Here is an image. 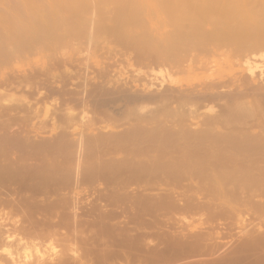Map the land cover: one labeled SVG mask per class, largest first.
<instances>
[{
  "label": "rangeland",
  "instance_id": "374dc122",
  "mask_svg": "<svg viewBox=\"0 0 264 264\" xmlns=\"http://www.w3.org/2000/svg\"><path fill=\"white\" fill-rule=\"evenodd\" d=\"M11 2H13V0H0V13H2L3 10L8 8L7 4ZM85 13H83L82 15L86 16ZM88 14H91L92 16V13L89 12ZM89 16L90 15L86 17ZM143 16L144 15L141 16L140 20H142L143 18L144 20L142 21L143 22L146 21L147 24L146 26H148L146 27L144 25V27H146L149 32H151V30L153 32H151L150 35V33L145 28L146 32L143 33L145 29L143 30V28L136 27L133 33L136 34L141 29L140 31L143 33V35L139 36L140 34L139 32L136 34L137 37L135 38L141 40V38L139 37H143L144 34L147 33L146 35H148L147 37L149 38L147 39V41H145L146 44L152 45L153 43L152 46L157 47V48L153 47V49L161 48L163 42V39L162 42L160 41L161 38L166 37L167 34L165 33L167 32L171 33L172 28L169 27L168 24H166L167 26L164 25L165 23H163L161 19L157 20V18H155L154 20V18H152L150 15H147L146 17V14L145 17ZM107 22L108 21L104 22L105 24L103 26L106 25L108 26L110 22H108V24ZM107 26L104 27L105 31ZM138 26L141 27L140 24ZM160 26L161 28H159ZM77 29L78 27L76 28V30ZM157 29L159 32L157 31ZM76 30L74 33H76L77 35L74 33L71 34H74L75 36L79 37V32L81 30H78V33ZM85 31L86 29L81 31V33L84 35V33H86ZM105 31L102 34L100 33L101 35L96 34L97 36L93 38L94 40L90 39L91 40L90 42L86 41L87 39L85 35L83 37V35L80 34L81 35L80 39H82L80 40L78 38L75 39V36L74 38L70 37L71 36L70 33H67L69 37V38L66 37V39L68 40L65 39L67 42L70 41L73 42L78 39L77 41H75L76 43L75 42L70 43V45L73 46V49L67 46L68 43L65 42V40L63 39L65 38V34H63L62 31H59L60 35H58L59 34L58 31L53 32L54 34L57 33L56 35H58V39L60 36L63 37V38L60 37V39H63L64 40L63 42L67 43L66 46L68 48L65 45H62L63 44L62 41H61L62 44L59 43L60 46H58L59 45L58 41L60 42V40L56 39L57 36H54V34L52 33L51 34L52 36L50 35L51 36L50 40L54 38L52 40L53 41L52 43L54 44V41L56 39L55 42H57L58 44L56 45L55 43V47H53L54 45L51 46L52 49L57 48L56 50L54 49V51L52 50L54 52V54H52V57L47 56L53 53V52H48L50 47L49 45L52 43L49 44L47 42V39L49 40L47 36H45V38H47L46 40L42 36L44 38L45 44L41 39H40L41 43L40 42L38 43L37 40L39 38L37 40H33L34 43L35 42L38 43V45L35 43L36 47H34L37 48V50H38V46L40 50V45L42 44L41 47L43 49L41 48L40 50L42 53H40L39 50L37 51L35 49V52L36 51L39 52L38 54L32 51L31 53L32 55H29L31 49L34 50L33 46L35 45L34 44L32 45L33 41L31 43V40L28 39L27 41L22 40L24 43L22 41H18L19 43L15 41L17 42L19 47L18 48L19 50L17 49L19 52L16 53L17 55L14 54L15 52L11 53L14 45L15 46L13 48V51L17 48L15 42L14 44L11 43L9 44V45H13L11 47L7 46L8 43L7 45L6 44L2 45L3 47L4 46L9 47L8 49L11 50V51L6 50L7 52H10L12 54V55L10 54L9 56L8 53L4 52L6 48L4 47L5 48L4 49L2 48V46H0L1 49H3V51H1L0 49V76L2 73L5 74L8 73L7 75L11 74L10 77L14 75L18 77L15 79L9 77L10 82L8 81L5 84L3 80L0 79V100H1L0 102L3 103L2 105L0 103V113L2 111L1 114L3 115L1 116L0 114V130H2L3 125L5 126L8 125L7 126L8 133L6 132L7 135L13 132L16 133L17 130L16 135L19 136V137L15 136L16 138L8 137L9 139L7 138L6 135L4 136V138L6 137V139L1 138L2 136L0 137V142L1 141L3 142V144L2 142L0 143V151H1L0 154L2 155L0 156L1 157L0 163L2 164V166L0 164L1 166L0 219L10 218L14 220V218L16 219L30 218L29 219L30 221H34L35 219L39 220L42 218H50V220L52 221H57L58 218L64 217L65 218V219L63 218L64 222L65 223L68 222L69 223V224L67 223L68 225H72L69 228V226L63 222V225L65 224L64 228H62L63 225H61V227L60 225L56 226L57 229L54 227L55 230L53 229V231L56 232L57 230L56 233L58 234H54L53 232L52 234L53 237L51 236L50 230L48 231V235L50 233V236L47 237L46 236L47 233L45 234L46 231L44 232L41 229L43 228V226H41V228L39 227L42 233H44V235L40 233L39 235H37V236L41 235L39 238L33 237L34 238L33 239L32 237L31 238L29 237L28 239H24L25 243L21 242L22 244L19 243L20 244L19 245L18 243L16 244L15 242L13 244V247L10 250L12 256L14 255L13 256L14 261L16 260L17 263L19 262L21 263L32 260L31 262L33 263L37 262L36 264H38L39 262L41 264L42 262H45L47 260L48 261L46 263L56 261L59 264H68V263L69 264H264V147H262L264 145L263 144L264 136H261L263 134V133L261 134V132H264V125H263L264 113H261L262 115L261 117H263L262 124L260 119L261 117L259 116L260 118H258V116H256L257 114H255L256 113L255 110L253 112V115L252 112L251 113L243 112L245 116L243 117V119L240 120H244V118L245 120L243 122L240 121V124L238 121L239 119L238 118L235 119V121L237 120L238 123L237 122L235 123L234 121V126H237L238 124L237 128H240V130L238 129V131L239 133L243 132L242 134L244 136L240 134L241 135L240 137L238 135V132L234 131V129L237 130V128L233 127L232 124L233 122L231 123V125H229L230 128L232 127L231 130H233L232 132L233 135L235 136V138H233L234 140L239 137L240 138L244 137L246 138V140L252 138L251 141L249 140L250 142H252V144H250L249 141H247L248 143L245 142L244 138H243L244 140L239 139L237 144L238 143L240 144L244 141L245 143L243 142L242 143L243 145L240 144V146L242 145L244 147H249L248 144L252 146L253 142L255 141L254 144L259 143L258 146L262 145L260 147L261 149L259 148V151H258V147L256 146L257 152H259L260 154L255 152V154L253 153L254 154L253 156L252 153L251 154L238 153L236 155H234L235 154L234 153L233 156L232 154L226 153L227 155L222 154V155H217L216 157L200 155L204 158L202 157L200 158L199 154L198 155L195 154L196 156L193 155L187 150L189 149L190 143H186V142L192 139L190 141L191 142L190 146L191 148L194 147L197 144V142L196 144H193L196 140L194 137H189L188 140L186 139L187 138L186 137L184 138L186 141L185 140L182 141L183 137L180 136L179 134L178 135L170 134L171 131L175 132V130L177 131V129L180 130L179 128H182L183 122L180 123L181 125L177 123L179 124V126L175 123L174 127H171L172 125L168 123L167 121L168 119L164 120L165 116L167 115L166 113H169L168 111L170 110L172 111V109L170 108H174V106H176V108H174L173 110L177 109L178 113L181 110L180 111L181 115L187 111L186 115L185 113L183 114L184 117L187 118V116L190 117L189 115H191L190 118H187L188 120L185 119L186 121L183 124L187 122L188 128L190 127L192 128L195 127L194 121L196 120V118H198L199 115L201 117V114L204 113L205 110L204 105L202 106L201 104L200 106H195L194 103H192L194 100L192 101L191 99L188 98L185 99L184 97H180V96H179L180 98H178V96H175L172 97L173 99H171V97L167 95L168 97L167 98L165 95V92H167L168 90L170 92L172 90H175V92L172 91L174 93L181 92V94H186L188 87H186L185 83L192 76L191 73L192 70H189L187 68L188 63H185L186 61L185 62L177 61L178 63H176L177 57L176 56H175L176 58L171 57L172 61L175 58L173 62H175L176 65L177 64L179 65V63L180 64L182 63L184 65V67H180V68L177 65L178 69H175L176 65L175 63L172 64V61H169L170 58L159 57L160 58L159 59L157 57H154V55L158 56L155 53L154 55H150L153 54V52L151 53L149 52L150 53L148 55L149 59L147 60L146 58L148 57L144 55L145 53L142 54L145 57L141 56V54L135 51L136 50L135 49L134 51L136 52L137 55L136 56L133 51L134 49L133 47L131 50H130L131 47L127 49V46L129 45H127V42L124 41L126 38L124 40H121L124 37L122 38L121 35H119L121 37L120 39V37L116 35L117 39H115L114 35L112 34H111L112 36L103 37L106 35H110V34H106L109 31L106 32ZM98 36L101 37V38L99 37L100 42L98 41L99 39H97ZM132 36L133 35L130 36L131 39ZM118 37H119V41L121 40L122 43H126L125 44L127 45L126 47L125 46L123 47L124 44H122V47L124 49H122L121 47L120 44L121 42L118 43L120 45H116L117 43L116 44L112 43L113 45L109 44L113 40L118 42ZM147 37L144 36L143 39L146 40ZM70 38L73 39V41L69 40ZM109 38L111 39V41H108ZM153 38L154 39L156 38L158 40V41L155 40L156 42L160 41L159 43H161V45L158 46L159 43L155 44L154 43L155 41L153 42L154 40ZM127 40H130V38ZM29 41L31 44L29 43ZM95 41L98 42L97 45L94 44ZM102 41H103L102 44H104V41L109 42V43L107 42L108 44H106L107 47L105 44L104 45L100 44ZM86 42L87 44H85ZM27 44H29V46L31 45L32 47L31 46L26 47L25 45ZM74 44L75 46L76 44L77 46L78 45L81 46H79L80 48L76 47L77 49L79 48L78 50L77 49L74 50ZM44 45H46V47L48 48L47 49L45 47L46 51H44ZM28 49L30 50L29 52ZM177 54L179 55L180 53L176 52L175 55ZM262 54L264 53L262 52L261 55ZM233 56H230L229 58H225L231 63L230 64L232 66L231 71L226 69L227 65L224 63V60H222L219 56L218 57L215 56V59L217 60V62H220L221 65L219 67H211L212 71L215 72L219 68V71L217 73H219L218 75H221L222 77H224L226 74L237 75L235 74L236 72L240 74V76H243V78L244 77L247 78V79L244 78L245 79L244 81L246 80L247 82L254 81V83L256 84H261V83L264 84L263 55H262L263 58H261L262 56H258V53L247 55V57L249 56L248 57V61L250 63L249 65L250 66L253 65L252 68L254 67L253 69L256 70L253 71L254 73H252L251 76L250 73L246 70V66H248L244 62L246 56L243 57L238 55L235 57ZM140 57L141 60H139ZM142 58L145 60H142ZM154 58H157V60H155ZM163 58H165V61H167V63H165ZM1 59H3L2 60L3 62H1ZM58 60L61 61L62 64L59 63ZM137 60L139 62H137ZM17 65L21 66V70L16 69ZM60 65L61 67H59ZM173 65H174V69H173ZM158 66L161 67L159 68ZM181 68L183 70H181ZM175 70L176 72H173ZM178 70H181L182 72H178ZM184 70H185L184 72L185 74L183 73ZM203 71L205 73L204 75H202L203 79L206 80L216 79L215 75L217 74L214 75L207 74L211 72L210 68L208 69V71L207 70H203ZM38 72L39 74H37ZM245 74L247 75L245 76ZM20 77H23L24 79ZM46 79H48V81ZM173 79H175V82ZM242 79L240 80L241 82L243 81ZM67 80L68 82H66ZM46 82L47 85L45 86ZM177 82L179 83L178 86H177L178 84ZM42 83L43 85H41ZM32 84H34L35 86ZM92 84L93 85L96 84V85L93 86ZM42 86L44 88L46 87V89H44ZM47 86L50 87L48 88ZM95 86L97 88H95ZM99 87L100 89H98ZM42 88L44 89V92H42L43 91ZM58 89H62V90H58ZM122 89L126 90V95L121 93L123 91ZM57 90L60 93L58 92L56 94ZM70 90L72 93L69 92ZM218 90L221 91L223 90V92L225 91L227 92L231 90L232 92H234V90L228 86L226 87L222 86ZM236 90H238V87L236 88ZM39 91L41 92V94ZM63 92H65L66 95ZM157 92H160L161 96L158 95L159 93ZM21 93L22 95L20 96ZM73 93L75 94L72 95ZM127 93H130L132 96ZM155 93L157 94V96ZM58 94H60L61 96ZM120 94L122 95L120 96ZM124 95L126 96L125 98L128 102L125 101V99H123ZM128 95L130 96L131 101L129 100ZM159 96L161 97V99ZM176 97L178 99H176ZM2 98H4L5 100ZM69 98L74 99L75 102L72 99L71 101ZM20 99L21 101L23 99V102L21 101L19 102ZM24 99H26V101ZM144 99L146 100L142 103L141 100ZM184 99L186 103H184L185 102ZM62 100L65 102H63ZM167 100L168 102H165ZM173 100L179 104H176V102H173ZM5 101L7 102V104ZM134 101H136V103H134ZM76 102L79 104L77 105ZM166 103L167 104L171 103V105H169V109L167 110V112L164 113V110L166 111L167 109ZM182 103H184L183 105L185 107L181 106ZM206 103H211V102H206ZM11 104H13V106ZM211 104L213 105L214 103ZM65 106L67 107L66 109ZM63 107L64 110L62 109ZM193 107L195 108L197 107V109L194 108L196 111L193 109ZM24 108H26L27 110ZM105 109H107L108 111ZM191 109L194 112L191 111ZM11 110L13 113L11 112ZM65 110L68 112H66ZM69 110L71 111V114ZM147 111H149L150 113ZM25 112L27 115L25 114ZM133 112L134 115L136 113L140 114V112H142L141 116L143 117L145 116V118L141 117L143 121L140 120L141 118H139V120L136 119L137 121L130 117L129 119L123 118L124 117L123 115H128V114L133 117L132 115ZM69 114L71 116L73 114V116L71 117L69 116ZM249 114H251L250 115L251 118L249 117ZM258 115H260V113ZM149 116L150 117L153 116V117L150 118ZM61 117L64 119H62ZM193 117L195 119H193ZM252 117L255 118L256 123L253 122L254 120L252 119L254 118ZM126 120L128 121V123L137 122L139 124L136 123V126L135 123L134 126H132L133 124L128 125ZM251 120L252 122H250ZM22 122H24V124ZM157 124L161 126H158ZM130 127L132 130L130 129ZM161 129L163 131L164 130L166 131L167 129L168 131L163 132ZM64 131L69 133V135L67 133H63ZM107 132L109 133V136ZM158 133H160L159 137H158ZM257 133L258 134L260 133L259 135L261 139L259 140L260 142L259 141L256 142L259 139L256 138L258 137L256 136ZM136 134L138 137H140V135H142V137L138 138ZM236 134L238 135V137ZM246 134H248V136ZM127 135H130V137H128ZM89 136L92 137L90 138ZM121 136L123 137L122 139ZM254 136H256L255 138L257 140L254 139ZM61 137H63L64 139L63 138L61 139ZM147 137L148 139H146ZM130 138L134 139V141ZM23 139L24 141H22ZM43 139L48 141H44ZM162 139L166 140L164 141L166 145L164 144V142L162 143L163 141ZM175 139L177 140V143H175L176 142ZM58 140H59L58 142L59 144H57ZM172 140H174L175 142ZM229 142L231 144L233 141H227V143ZM150 143L152 144V147ZM223 143L221 144L225 146L226 145L225 142ZM33 144H35V146H33ZM52 144L53 147H51ZM179 144L181 145L182 149L184 148L183 150H181L180 148L178 149V146L180 147ZM230 144L227 145L231 147L232 144L231 145ZM235 144L236 141L234 142L233 145L236 146ZM26 145L29 148L26 147ZM54 145L55 147L56 146L57 147L54 148ZM136 145L139 147H137ZM167 145H169V147H167ZM9 146L11 147L12 152L9 151ZM60 146H62L61 149L59 148ZM65 146L67 148L70 146L71 148L69 147L67 149L65 148ZM172 146L174 147V150ZM254 146L255 145H253L252 147L256 148ZM149 147L152 148V150L149 149ZM57 148L58 150H56ZM166 148L167 151H165ZM122 149L125 150V152ZM159 149L160 151H158ZM25 151H27L26 152L27 154L24 153ZM139 151L143 154H141ZM3 154L5 157L3 156ZM175 155L177 159L174 158ZM256 155L258 156L259 159L257 158ZM23 157H25L26 159L25 158L23 159ZM218 157L221 160H219ZM228 160L231 161L229 162ZM193 162L195 163L193 164ZM4 163L7 164V165L5 164L6 165L5 168H4L5 165H3ZM165 164L167 165L165 166ZM147 165H149L150 167ZM43 167L45 171L43 170ZM60 173L61 175H58ZM25 174L27 175V177ZM32 175L34 177L33 179L31 178ZM217 175L218 176L225 175V176H221L218 178ZM37 176H39V180ZM50 176L53 179H51ZM16 177H19L20 179ZM228 177L231 179H229ZM23 179L26 181H24ZM223 179L225 180L223 181ZM32 180H34V182L36 183L34 184ZM48 180H50L51 182L49 183ZM54 180L56 181V185ZM61 180L63 183L61 182ZM232 180H234V182ZM245 182L247 185L245 184ZM17 183L18 185H16ZM24 183H26V185ZM40 183H42L43 185ZM233 183H235L236 185ZM38 184L42 185L41 186L42 188L39 187L40 185ZM242 184L249 186L247 188L244 187V185ZM34 185H36V188ZM28 195L30 198L28 197ZM19 203H21V205ZM183 204L184 205L187 204V205L184 206ZM12 209L14 212L12 211ZM17 210H19V213L16 212ZM95 219L96 221H94ZM66 227L69 229H65ZM62 233L63 235L65 234L64 235L65 237L62 236L63 238L60 237ZM63 239L64 242L66 241L69 242L64 243L62 241ZM61 241L63 243H61ZM105 245L106 246L108 245L109 247L108 246L106 247ZM1 252L2 251L0 248V256L2 257L6 255L5 258L7 259L8 255L4 254V252L2 253ZM61 253H64V255H61ZM58 258L59 259L61 258L60 261H57L59 260ZM22 259L24 260L22 261ZM54 259L56 260L54 261ZM7 260L10 261L11 258Z\"/></svg>",
  "mask_w": 264,
  "mask_h": 264
},
{
  "label": "bare ground",
  "instance_id": "6f19581e",
  "mask_svg": "<svg viewBox=\"0 0 264 264\" xmlns=\"http://www.w3.org/2000/svg\"><path fill=\"white\" fill-rule=\"evenodd\" d=\"M2 4V3H1ZM8 6V8H6L5 10H3L2 11V13H0V46H2L3 44H6L7 45V43H8V45L7 46H9V47H11V46H13V45H9L10 43L11 44H14V42L15 41H27V39L28 40H31V43H32V41L33 40H37L38 38V43L40 42L41 43V41H40V39L41 40H43V43H44V38H45V36H47V38H49V40L47 39V38H45V40L47 39V42L50 44V43H52L53 41V39L52 40H50L51 38V34L53 33V32H56V31H62L63 32V34H65V38H63V37H61V38H63L64 40L66 39V37H68V35H67V33H70V37H73L74 38V34H76V33H74L75 32V30H76V28L78 27V29L76 30L77 31V33H78V30H81V31H83V30H85L86 29V33H84V35H85V37H86V41H88V42H90L95 36H97L96 34H102V33H104V27H106V26H103L105 23L104 22H106V21H108V22H110L111 23V25H110V23L108 24V22H107V24H108V26H107V28H108V30H107V28H106V31H109L108 33H106V34H110V35H106V34H104V35H106V36H103V37H107V36H112V35H114V37H115V39H117V36H119V35H121V37L123 38V39H121V37H120V39L121 40H124L125 38V40L124 41H126L127 42V45H129V46H127V45H125L126 43H122V41L120 40L119 41V37H118V42H116V41H112L111 43H109L108 41H111V37L108 39V41H104V44L106 45V44H116V45H120L121 44V47H122V44H124L123 45V47L125 46H127V49H129L130 47V50L132 49V47L134 48L133 49V51L135 50V51H137V52H139L140 54H141V56H146V57H148V55L151 53V52H153V54H150V55H154V53L155 54H157L158 56H155L154 55V57H157V58H161V57H165V58H170V60L169 61H172L171 60V57L173 58V57H175L176 58V63H178L179 61L181 62V61H183V62H185V63H188L187 64V68L189 69V70H192L191 71V73H192V76L190 77V79L189 80H187V82L185 83V85H186V87H188L187 88V92H186V94H181V92H176V93H174L175 92V90H172V91H174V92H170L169 90L167 91V92H165V95H166V97H167V95L169 96V97H171V99H173L172 97H175V96H178V98H180V97H184L185 99L186 98H188V99H191L193 102L192 103H194V105L195 106H200L201 104H202V106L204 105V107H205V110H204V113L203 114H201V117H200V112H199V117L198 118H196V120L194 121V125H195V127H190V128H188V123L186 122L185 124H183L186 120L185 119H187V118H190L191 117V115H189L190 117H188L187 116V118L186 117H184V113H185V115H186V113H187V111L186 112H184L182 115H181V113H180V111H179V113H178V110L177 109H175V110H173L174 108H176V106H174V108H170V109H172V111L170 110V111H168L169 113H166L167 112V110L169 109V105H171V103L170 104H167L166 106H167V109H166V111L164 110V113H166L165 115V118H164V120H167L168 121V123H170V125H172L171 127H174V124L176 123H182V128H179L180 130H178L177 129V131L175 130V132L173 131H171L170 132V134L171 135H173V134H179L180 136H182L183 138H182V141L183 140H185L184 138H186L187 140L189 139V137H194L195 139H193V140H195V142L194 141H192V142H194L193 144H196V142H197V144L194 146V147H192L191 148V146H190V144H191V140L190 141H187L186 143H190L189 144V149H187L190 153H192L193 155H195V154H199V157L201 158L202 156H200V155H206V156H217V155H222V154H225V155H227L226 153H229V154H234V155H236V154H247V153H252V155L254 156V154H255V152L256 153H259V152H257V147H258V151H259V148L262 146V145H260V146H258V144L259 143H256V144H254L255 143V141L253 142V145H255L254 147H256V148H253L250 144H252V142H250L251 141V139H249V140H246V138H244L245 139V142H247V141H249L250 142V144H248L249 145V147H244V146H242L243 144V142L242 143H240V144H242L241 146H240V144L238 143L237 144V142L239 141V139H242V140H244L243 138H240L241 137V135H243L242 133L243 132H240L239 133V131H238V129L240 130V128H237L238 127V124H237V126H234V121H235V119H239L238 121H239V124H240V121H244L245 120V118H244V120H240V119H243V117L245 116L244 115V113H251L252 112V115H253V112H254V110H255V114H257L256 116H258V118H260L262 115H261V113H264V112H262V111H264V84H256V83H254V81H251V82H247V80L246 81H244L245 79H247L246 77H244L243 78V76H240V74H238V73H236L235 72V74H237V75H234V74H231V75H228V74H226L224 77H222L221 75H218L219 73H217L218 71H219V68L214 72V71H212V69H211V67H219L221 64H220V62H217V60L215 59V56H219L222 60H224V63L227 65V70H229V71H231V69H232V66L230 65L231 63L227 60V59H225V58H229L230 56H233V55H235V56H246V58L244 59L245 61V63L248 65V66H246V70L250 73V76H251V74L252 73H254L253 71H256L255 69H253L252 68V66L253 65H249L250 63H249V61H248V57H247V55L248 54H256V53H258V56H264V54H262L261 55V53L263 52L264 53V0H13V2H11V3H8L7 4ZM86 12V13H85ZM92 13V16H91V14H88V13ZM83 13H85L86 14V16H88V15H90L89 17H86V16H83L82 14ZM88 14V15H87ZM145 14H146V17H147V15H150L152 18H154V20H155V18H157V20H160L161 19V21L163 22V23H165L164 25H166V24H168L169 25V27H171L172 29H171V33L170 32H167V33H165V34H167L166 35V37L165 38H161V42H162V39H163V42H162V46H161V48H159V49H153V47H155V46H152L153 45V43H152V45L151 44H146V42L145 41H147V39L149 38V37H147L148 35H146V34H144V36H146L147 38H146V40H144L143 38H144V36L143 37H139V38H141V40H139L138 38H135V37H137V33H139L140 32V34H139V36H142L143 35V33H145L146 32V27H148V26H146L147 24H146V21L145 22H143L142 20H144L143 18H142V20H140L141 19V16L142 15H144L143 17H145ZM82 15V16H81ZM149 16V17H150ZM151 18V19H152ZM150 19V20H151ZM147 20H148V18H147ZM143 24H141V23ZM157 22V21H156ZM159 22V21H158ZM145 23V24H144ZM163 23H162V25H163ZM140 24V26L141 27H139L138 25ZM156 24V23H155ZM158 24H160V23H158ZM144 25L146 26V27H144ZM103 26V27H102ZM143 26V27H142ZM155 26V25H154ZM159 26V25H158ZM167 26V25H166ZM143 28V33L139 30V32H135L136 34H134L133 33V31L135 30V28ZM156 27V26H155ZM89 28V29H88ZM159 28H161V26L159 27ZM74 30V31H73ZM101 30H103V31H101ZM138 30V29H137ZM136 30V31H137ZM81 31L79 32V37L78 36H75V39L76 38H78V39H80V36L81 35H83L82 33H81ZM105 31V32H106ZM147 31H148V29H147ZM157 31H158V29H157ZM66 32V33H65ZM149 32V31H148ZM151 32H153L152 30H151ZM151 32H149L150 33V35H151ZM159 32V31H158ZM71 33H74V34H71ZM95 33V34H94ZM169 33V34H168ZM48 34H49V36H48ZM54 34V33H53ZM57 33H55L54 34V36H57V38L56 39H58V35H60V32H59V34L58 35H56ZM81 34V35H80ZM100 34V35H101ZM112 34V35H111ZM157 34V33H156ZM163 34V33H162ZM51 35V36H50ZM62 35V34H61ZM73 35V36H72ZM77 35V34H76ZM84 35H83V37H84ZM117 35V36H116ZM131 35H133L132 36V39H131ZM135 35V36H134ZM154 35H155V33H154ZM158 35V34H157ZM44 38H43V37ZM129 36V37H128ZM160 36V35H159ZM165 36V35H164ZM42 37V38H41ZM60 37H59V39L58 40H60V42L58 41V44L59 43H61V41H62V45H65L66 46V44H67V46L68 47H70L71 49H73V46L72 45H70V43H74L75 41H77V40H75V41H73V39H69V40H72L73 42H67L66 40H68V39H66L65 40V42H67V43H64L63 41V39H60ZM82 37V38H83ZM99 37L100 36H98L97 37V39H99ZM152 37V36H151ZM155 37V36H154ZM69 38V37H68ZM101 38V37H100ZM130 38V40H127V39H129ZM135 38V39H134ZM56 39H55V41H56ZM84 39V38H83ZM91 39V40H90ZM96 39V38H95ZM96 39V40H97ZM114 39V38H113ZM154 39V38H153ZM152 39V40H153ZM80 40H82V39H80ZM79 40V41H80ZM94 40V39H93ZM102 40H103V38H102ZM107 40V39H106ZM150 40V39H149ZM152 40H151V42H152ZM155 40H157L156 38L153 40V42L155 41ZM22 41V42H23ZM54 41V44L52 43V44H50L49 46L51 47V46H53V47H55V43H56V45H58L57 44V42H55ZM99 42H100V39L98 40ZM143 41V42H142ZM158 41V40H157ZM159 41V42H160ZM17 42H15V44L17 45V48L13 51V48H14V46H13V48H12V51L11 50H9L8 48L9 47H3L2 46V48H4L5 50H4V52L5 53H8V56L11 54V53H14V54H16V53H19L18 52V44H17ZM106 42V43H105ZM108 42V43H107ZM121 42V43H120ZM145 42V43H144ZM159 42H154L155 44H158ZM19 43V42H18ZM24 43V42H23ZM29 43H30V41H29ZM30 43V44H31ZM37 45H38V43L37 42H35ZM35 43H34V41H33V43H32V45L34 44L35 45ZM47 43V44H48ZM76 43V42H75ZM91 43H94V42H91ZM90 43V44H91ZM97 41H95V43L94 44H96L97 45ZM103 43V41L100 43V44H102ZM118 43H120V44H118ZM26 44V43H25ZM45 44V43H44ZM46 44V45H47ZM78 44V43H77ZM77 44H76V46H75V44H74V50L75 49H77L76 47H79V46H81L82 45V42H81V45H78L77 46ZM85 44H87V42L85 43ZM84 44V45H85ZM104 44H102V45H104ZM112 44V45H113ZM154 44V45H155ZM40 45V44H39ZM42 45V44H41ZM41 45H40V50H41ZM46 45H44V51H46L45 49L47 48L46 47ZM70 45V46H69ZM88 45H89V43H88ZM159 45H161V43H159L158 44V46ZM26 47L28 46V47H30L29 46V44H27V45H25ZM25 46H22V47H25ZM58 46H60V44L58 45ZM66 46V47H67ZM87 46V45H86ZM150 46H152V47H150ZM157 46V45H156ZM32 47V46H31ZM34 47H36V45L35 46H33V49L34 50H32L31 49V51L28 49V52L30 51V53H29V55H32L31 53H32V51H34V53H42L40 50H39V46H38V50H39V52H37L38 50H37V48H34ZM46 47V48H45ZM50 47H49V50H48V52H53L54 51V49L56 50L57 48H53L52 49V47H51V49H50ZM62 47V46H61ZM65 47V48H66ZM67 47V48H68ZM106 47H107V45H106ZM109 47V46H108ZM122 47V49H124ZM60 48V47H59ZM80 48V47H79ZM78 48V49H79ZM155 48H157V47H155ZM0 49H1V47H0ZM11 49V48H10ZM18 49V50H17ZM35 49L37 50L36 52H35ZM43 49V48H42ZM48 49V48H47ZM77 49V50H78ZM82 49V48H81ZM9 50V51H11V53L10 52H7V51ZM53 50V51H52ZM59 50V49H58ZM61 50V49H60ZM76 50V51H77ZM1 51H3V49H1ZM25 51V50H24ZM76 51H73V52H76ZM134 51V53H135V55H136V52ZM20 52H21V50H20ZM47 52V53H48ZM118 52V51H117ZM127 52V51H126ZM150 52V53H149ZM176 52H179L180 54L178 55H175L176 54ZM25 53V52H24ZM46 53V54H47ZM103 53H105V52H103ZM139 53H138V56H139ZM145 53V54H144ZM21 54V53H20ZM19 54V55H20ZM49 54V53H48ZM52 54H54V52L53 53H51V55H47V56H51L52 57ZM142 54H144V55H142ZM260 54V55H259ZM7 55V54H6ZM12 55V54H11ZM17 55V54H16ZM33 55H35V54H33ZM42 55V54H41ZM40 55V56H41ZM43 56V55H42ZM137 56V55H136ZM144 56V57H145ZM235 56H233V57H235ZM263 56L261 57V58H263ZM44 57V56H43ZM42 57V58H43ZM101 57H102V55H101ZM150 57H152V56H150ZM257 57V56H256ZM41 58V59H42ZM45 58H46V56H45ZM135 58V57H134ZM137 58V57H136ZM157 58H154L155 60H157ZM159 58V59H160ZM165 58H163L164 59V61H165ZM174 58V59H175ZM259 58V57H258ZM260 58V59H261ZM4 59V58H3ZM3 59H1V62H3L2 60ZM40 59V60H41ZM65 59V58H64ZM63 59V60H64ZM81 59V58H80ZM84 59H85V57H84ZM83 59V60H84ZM147 60L149 59V57L148 58H146ZM158 59V60H159ZM162 59V60H163ZM174 59H173V61H174ZM243 59V58H242ZM5 60V59H4ZM39 60V59H38ZM66 60V59H65ZM139 60H141V57H140V59ZM142 60H145V59H143L142 58ZM167 60V59H166ZM252 60H253V58H252ZM262 60V59H261ZM15 61V60H14ZM13 61V62H14ZM46 61H48V60H46ZM59 61V60H58ZM88 61V60H87ZM172 61V64L173 63H175V62H173ZM178 61V62H177ZM187 61H189V62H187ZM64 62V61H63ZM137 62H139L138 60H137ZM151 62H152V60H151ZM256 62V61H255ZM48 63V62H47ZM59 63H61L62 64V62L61 61H59ZM65 63H66V61H65ZM89 63V62H88ZM161 63V62H160ZM163 63V62H162ZM165 63H167V61H165ZM176 63H175V65H176ZM64 64V63H63ZM155 64V63H154ZM70 65V64H69ZM90 65V64H89ZM108 65V64H107ZM178 65V64H177ZM177 65H176V67H177ZM183 64L181 63H179V65H178V67L180 68V67H184V65L182 66ZM234 65V64H233ZM245 65V64H244ZM258 65V64H257ZM256 65V66H257ZM58 66V65H57ZM88 66V65H87ZM156 66V65H155ZM186 66V65H185ZM17 68L16 69H18V70H21V66H16ZM53 67V66H52ZM59 67H61V65L59 66ZM159 67V66H158ZM161 67V66H160ZM159 67V68H160ZM175 67V69H178V67L176 68ZM73 68V67H72ZM92 68V67H91ZM210 68V70H211V72H209V73H207V74H210V75H214V74H217V75H215L216 77V79H212V80H206V79H203V77H202V75H204L205 73H204V71L203 70H207L208 71V69ZM256 68V67H255ZM52 69V68H51ZM173 69H174V65H173ZM257 69V68H256ZM56 70V69H55ZM58 70V69H57ZM165 70V69H164ZM181 70H183L182 68H181ZM181 70H178V72H182ZM39 71V70H38ZM166 71V70H165ZM259 71H260V69H259ZM261 71H262V68H261ZM60 72V71H59ZM79 72V71H78ZM161 72V71H160ZM173 72H176V70L175 71H173ZM177 72V73H178ZM185 72V70L183 71V73ZM225 72V71H224ZM15 73V72H14ZM36 73V72H35ZM231 73V72H230ZM260 73H262V72H260ZM8 74V73H7ZM7 74H5V73H2L1 74V76H0V79H2L3 80V82H4V84L6 83V82H8L9 81V77H10V75L11 74H9V75H7ZM37 74H39V72L37 73ZM106 74V73H105ZM185 74V73H184ZM259 74V73H258ZM44 75V74H43ZM75 75V74H74ZM247 74H245V76H246ZM262 75V74H261ZM32 76V75H31ZM39 76V75H38ZM72 76V75H71ZM76 76V75H75ZM253 76V75H252ZM34 77H36V76H34ZM33 77V78H34ZM63 77V76H62ZM65 77V76H64ZM73 77V76H72ZM104 77V76H103ZM164 77V76H163ZM10 78H13V79H15V78H18L16 75H14V76H12V77H10ZM20 78H23V77H20ZM26 78H28V77H26ZM105 78V77H104ZM166 78V77H165ZM243 78V79H242ZM259 78V77H258ZM24 79V78H23ZM35 79V78H34ZM67 79H68V77H67ZM163 79V78H162ZM176 79V78H175ZM175 79H173L174 80V82H175ZM243 80L242 82L240 81V80ZM44 80V79H43ZM47 81H48V79H46ZM76 80V79H75ZM177 80V79H176ZM240 81V82H239ZM10 82V81H9ZM33 82V81H32ZM35 82V81H34ZM40 82V81H39ZM49 82H50V80H49ZM61 82V81H60ZM66 82H68V80L66 81ZM89 82V81H88ZM180 82V81H179ZM22 83V82H21ZM77 83V82H76ZM163 83V82H162ZM178 83V82H177ZM176 83V84H177ZM26 84V83H25ZM36 84V83H35ZM38 84H40V83H38ZM68 84V83H67ZM86 84V83H85ZM2 85V84H1ZM10 85V84H9ZM32 85H34V84H32ZM41 85H43V83L41 84ZM40 85V86H41ZM47 85V82H46V84H45V86ZM72 85V84H71ZM83 85V84H82ZM81 85V86H82ZM93 85V84H92ZM94 85H96V84H94ZM93 85V86H94ZM179 85V83L177 84V86ZM18 86V85H17ZM35 86V85H34ZM39 86V87H40ZM78 86H79V84H78ZM222 86H228V87H230V88H232L233 90H234V92H232L231 90H229V91H225V92H223V90L221 91V90H218L220 87H222ZM3 87V86H2ZM26 87H28V86H26ZM43 87V86H42ZM48 87V86H47ZM50 87V86H49ZM48 87V88H49ZM101 87H103V86H101ZM109 87V86H108ZM238 87V90H236V88ZM8 88V87H7ZM36 88V87H35ZM44 88V87H43ZM42 88V89H43ZM56 88V87H55ZM62 88V87H61ZM67 88V87H66ZM82 88V87H81ZM95 88H97L96 86H95ZM119 88V87H118ZM166 88V87H165ZM170 88V87H169ZM172 88V87H171ZM178 88V87H177ZM44 89H46V87L44 88ZM44 89H43V91L42 92H44ZM68 89V88H67ZM66 89V90H67ZM92 89H94V88H92ZM98 89H100V87L98 88ZM103 89H105V88H103ZM108 89V88H107ZM173 89V88H172ZM2 90V89H1ZM17 90H18V87H17ZM26 90H27V88H26ZM33 90V89H32ZM35 90H38V89H35ZM53 90V89H52ZM58 90H62V89H58ZM57 90V92H56V94L59 92ZM63 90H65V89H63ZM69 90V89H68ZM123 90V89H122ZM121 90V91H122ZM186 90V89H185ZM48 91V90H47ZM81 91V90H80ZM83 91V90H82ZM95 91H97V90H95ZM104 91V90H103ZM118 91V90H117ZM35 92V91H34ZM34 92H32V93H34ZM40 92V91H39ZM66 92V91H65ZM65 92H63L65 95H66V93ZM69 92H71V90L69 91ZM69 92H67V93H69ZM75 92V91H74ZM89 92V91H88ZM100 92V91H99ZM99 92H98V94H99ZM116 92V91H115ZM125 92V93H124ZM169 92V93H168ZM31 93V92H30ZM51 93H53V92H51ZM60 93V92H59ZM72 93V92H71ZM70 93V94H71ZM76 93V92H75ZM75 93H73L72 95H74ZM83 93V92H82ZM105 93V92H104ZM121 93H123V94H125L126 95V90H123ZM154 93V92H153ZM157 93H159L158 95H160V92H157ZM40 94H41V92H40ZM69 94V95H70ZM91 94V93H90ZM127 94H129V95H131L130 93H127ZM134 94V93H133ZM147 94V93H146ZM156 94V93H155ZM176 94V95H175ZM22 95V93L20 94V96ZM58 95H60V94H58ZM63 95V94H62ZM80 95V94H79ZM85 95V94H84ZM84 95H82V96H84ZM122 94H120V96H121ZM123 96L124 98L123 99H125V101H127L126 100V96ZM128 95V97H129V100L131 101V99H130V96ZM141 95H143V94H141ZM140 95V96H141ZM144 95H145V93H144ZM151 95H152V93H151ZM1 96H3V95H1ZM7 96V95H6ZM8 96H11V95H8ZM25 96V95H24ZM40 96V95H39ZM51 96V95H50ZM61 96V95H60ZM64 96V95H63ZM76 96V95H75ZM81 96V97H82ZM101 96V95H100ZM132 96V95H131ZM139 96V95H138ZM149 96V95H148ZM156 96H157V94H156ZM161 96V95H160ZM159 96V97H160ZM180 96V97H179ZM16 97V96H15ZM26 97V96H25ZM24 97V98H25ZM70 97V96H69ZM109 97V96H108ZM117 97V96H116ZM127 97V98H128ZM155 97V96H154ZM164 97V96H163ZM21 98V97H20ZM31 98V97H30ZM45 98V97H44ZM66 98V97H65ZM68 98V97H67ZM83 98V97H82ZM132 98V97H131ZM135 98V97H134ZM139 98H141V97H139ZM145 98V97H144ZM151 98V97H150ZM153 98V97H152ZM165 98V97H164ZM168 98V97H167ZM177 97H176V99H178ZM2 99H4V98H2ZM7 99V98H6ZM46 99V98H45ZM70 99V98H69ZM72 99V98H71ZM70 99V100H71ZM133 99V98H132ZM137 99V98H136ZM156 99V98H155ZM154 99V100H155ZM158 99V98H157ZM160 99H161V97H160ZM175 99V100H176ZM185 99H184V101H185ZM5 100V99H4ZM17 100V99H16ZM25 101H26V99H24ZM34 100V99H33ZM36 100V99H35ZM48 100V99H47ZM65 100V99H64ZM69 100V101H70ZM73 101H74V99H72ZM71 100V101H72ZM78 100V99H77ZM122 100V99H121ZM134 100V99H133ZM146 99H144V100H141V102L143 103L144 101H145ZM150 100H152V99H150ZM169 100V99H168ZM168 100L167 101H165V102H168ZM190 100V101H191ZM1 101V100H0ZM18 101V100H17ZM21 101V99L19 100V102ZM63 101V100H62ZM62 101H61V103H62ZM66 101V100H65ZM65 101H63V102H65ZM85 101H86V99H85ZM161 101H163V100H161ZM178 101V100H177ZM183 101V100H182ZM190 101H189V103H190ZM6 102V101H5ZM14 102V101H13ZM18 102V103H19ZM21 102H23V99H22V101ZM36 102V101H35ZM34 102V103H35ZM60 102V101H59ZM75 102V101H74ZM123 102V101H122ZM128 102V101H127ZM133 102V101H132ZM131 102V103H132ZM140 102V101H139ZM170 102V101H169ZM172 102V101H171ZM173 102H176V101H174L173 100ZM179 102V101H178ZM206 102H211V103H214L213 105L211 104V103H205ZM1 103V102H0ZM18 103H16V104H18ZM60 103V104H61ZM77 103V102H76ZM75 103V104H76ZM130 103V104H131ZM134 103H136V101H134ZM184 103H186V101L184 102ZM184 103H182L181 104V106H183V107H185L183 104ZM188 103V102H187ZM3 103H1V105H2ZM6 104H7V102H6ZM20 104V103H19ZM23 104V103H22ZM33 104V103H32ZM67 104V103H66ZM70 104V103H69ZM79 103H77V105H78ZM124 104V103H123ZM126 104V103H125ZM176 104H179V103H177L176 102ZM176 104H174V105H176ZM209 104V105H208ZM5 105V104H4ZM12 106H13V104H11ZM10 105V106H11ZM89 105V104H88ZM102 105V104H101ZM144 105V104H143ZM173 105V104H172ZM186 105V104H185ZM216 105V106H215ZM62 106H64V105H62ZM62 106H60V107H62ZM66 106H68V105H66ZM65 106V109L67 108ZM179 106V105H178ZM192 106V105H191ZM201 106V107H202ZM72 107H74V106H72ZM80 107H81V105H80ZM187 107V106H186ZM9 108V107H8ZM19 108H21V107H19ZM18 108V109H19ZM142 108V107H141ZM165 108V107H164ZM195 107H193V109H194ZM24 109H26V108H24ZM63 110H64V107L62 108ZM61 109V110H62ZM98 109V108H97ZM144 109V108H143ZM142 109V110H143ZM195 109H197V107L195 108ZM194 109V110H195ZM10 110V109H9ZM9 110H7V111H9ZM27 110V109H26ZM70 110H71V108H70ZM69 110V111H70ZM73 110V109H72ZM100 110V109H99ZM105 110H107V109H105ZM176 110H177V113H176ZM19 111V110H18ZM25 111V110H24ZM60 111V110H59ZM66 111V110H65ZM64 111V112H65ZM86 111H88V110H86ZM101 111V110H100ZM108 111V110H107ZM120 111H123V110H120ZM151 111V110H150ZM155 111V110H154ZM157 111V110H156ZM162 111H163V109H162ZM184 111V110H183ZM191 111H193L192 109H191ZM196 111V110H195ZM5 112V111H4ZM3 112V113H4ZM11 112H12V110H11ZM66 112H68V111H66ZM147 112H149V111H147ZM194 112V111H193ZM244 112V113H243ZM257 112H259L260 113V115H258L259 113H257ZM1 113H2V111H1ZM0 113V114H1ZM13 113V112H12ZM19 113V112H18ZM74 113V112H73ZM106 113V112H105ZM136 113V112H135ZM150 113V112H149ZM176 113V114H175ZM25 114H26V112H25ZM24 114V115H25ZM30 114V113H29ZM68 114V113H67ZM70 114H71V111H70ZM69 114V116H71ZM103 114V113H102ZM101 114V115H102ZM122 114V113H121ZM120 114V115H121ZM123 114H124V112H123ZM141 114H142V112H140V114L138 113H136L135 115H134V112H133V117L132 116H130L129 114L128 115H123L124 117L123 118H125V119H129V117L130 118H132V119H138L139 120V118H145V116L143 117V116H141ZM145 114V113H144ZM22 115H23V112H22ZM27 115V114H26ZM25 115V116H26ZM108 115V114H107ZM114 115H116V114H114ZM164 115V114H163ZM195 115H196V113H195ZM195 115H194V117H195ZM243 115V116H242ZM250 115L251 114H249V117H250ZM1 116H3L2 114H1ZM13 116V115H12ZM16 116V115H15ZM72 116H73V114H72ZM71 116V117H72ZM78 116V115H77ZM147 116V115H146ZM246 116H247V114H246ZM256 116H255V118H256ZM260 116V117H259ZM6 117V116H5ZM27 117V116H26ZM32 117V116H31ZM58 117H60V116H58ZM66 117V116H65ZM94 117V116H93ZM109 117H110V115H109ZM150 117V116H149ZM153 117V116H152ZM152 117H150V118H152ZM193 117V119H195ZM197 117V116H196ZM249 117H248V119H249ZM263 117H264V114H263ZM263 117H261L260 119H261V124L264 122H262V118ZM62 118V117H61ZM75 118V117H74ZM106 118H108V117H106ZM120 118V117H119ZM140 119V120H142L143 121V119ZM251 118V117H250ZM252 118H254V117H252ZM255 118L254 119H252V120H254L253 122H255ZM8 119H9V117H8ZM17 119H18V117H17ZM16 119V120H17ZM22 119V118H21ZM28 119V118H27ZM62 119H64V118H62ZM68 119V118H67ZM73 119V118H72ZM81 119V118H80ZM6 120V119H5ZM12 120H14V119H12ZM92 120V119H91ZM108 120V119H107ZM134 120V121H135ZM145 120V119H144ZM188 120V119H187ZM252 120L250 121V122H252ZM264 120V119H263ZM69 121V120H68ZM84 121V120H83ZM90 121V120H89ZM93 121V120H92ZM116 121V120H115ZM127 121V120H126ZM130 121V120H129ZM137 121V120H136ZM21 122V121H20ZM28 122V121H27ZM62 122H64V121H62ZM74 122V121H73ZM95 122H96V120H95ZM233 122V123H232ZM237 122V120L235 121V123ZM260 122V121H259ZM4 123V122H3ZM2 123V124H3ZM23 124H24V122H22ZM71 123V122H70ZM82 123H84V122H82ZM100 123V122H99ZM109 123H111V122H109ZM127 123H128V121H127ZM135 123V122H134ZM134 123H128V125L130 124V125H132V126H134ZM137 123V122H136ZM136 123H135V126H136ZM141 123V122H140ZM231 123L233 124V127L235 128H237V130H235L234 129V131H237L238 132V135L240 136L239 138H237L238 137V135H237V139H233V138H235V136L233 135V130H231V128H230V126L229 125H231ZM238 123V122H237ZM256 123V122H255ZM14 124V123H13ZM68 124V123H67ZM116 124V123H115ZM118 124V123H117ZM137 124H139V123H137ZM160 124V123H159ZM159 124H157L158 126H161V125H159ZM179 124H177L178 126H179ZM254 124V123H253ZM252 124V125H253ZM258 124V123H257ZM257 124H255V125H257ZM17 125V124H16ZM30 125V124H29ZM97 125V124H96ZM95 125V126H96ZM181 125V124H180ZM264 125V124H263ZM8 126V125H7ZM7 126H5V125H3V127H2V130H0V133H2V134H0V137L1 138H4V136L6 135L7 136V138L9 137V138H11V137H19V136H17L16 135V133H17V130H16V133L15 132H13V133H11V134H9V135H7ZM18 126V125H17ZM115 126V125H114ZM260 126V125H259ZM258 126V127H259ZM18 128V127H17ZM136 128H138V127H136ZM144 128V127H143ZM159 128V127H158ZM9 129V128H8ZM16 129V128H15ZM21 129V128H20ZM84 129V128H83ZM130 129H131V127H130ZM169 129V128H168ZM11 130V129H10ZM132 130V129H131ZM138 130V129H137ZM141 130V129H140ZM162 130V129H161ZM263 130V129H262ZM261 130V131H262ZM22 131V130H21ZM21 131H19V132H21ZM123 131V130H122ZM149 131V130H148ZM147 131V132H148ZM158 131V130H157ZM163 131V130H162ZM165 131V130H164ZM163 131V132H164ZM166 131H168L167 129H166ZM165 131V132H166ZM246 131V130H245ZM7 132V133H6ZM12 132V131H11ZM62 132V131H61ZM61 132H60V134H61ZM127 132V131H126ZM129 132H131V131H129ZM133 132H134V129H133ZM145 132H146V130H145ZM152 132V131H151ZM161 132V131H160ZM3 133H6V134H3ZM63 133H67V132H63ZM98 133H99V131H98ZM108 133V132H107ZM118 133V132H117ZM120 133V132H119ZM136 133H138V132H136ZM156 133V132H155ZM248 133V132H247ZM263 133V134H262ZM68 135H69V133H67ZM84 134V133H83ZM112 134V133H111ZM126 134V133H125ZM150 134V133H149ZM152 134V133H151ZM159 134L160 133H158V137H159ZM165 134V133H164ZM163 134V135H164ZM169 134V135H170ZM234 134H235V132H234ZM241 134V135H240ZM249 134V133H248ZM248 134H246L247 136H248ZM254 134V133H253ZM258 134V133H257ZM256 134V136H258V137H256V136H254V139H256L257 141L256 142H258L259 140H261L260 139V133L257 135ZM261 136H264V132H261ZM57 135V134H56ZM65 135V134H64ZM98 135V134H97ZM115 135V134H114ZM130 135H133V134H130ZM130 135H127L128 137H130ZM138 135H140V134H138ZM252 135V134H251ZM60 136H62V135H60ZM79 136V135H78ZM88 136V135H87ZM86 136V137H87ZM103 136V135H102ZM108 136H109V133H108ZM117 136V135H116ZM119 136V135H118ZM135 136V135H134ZM133 136V137H134ZM136 136H137V134H136ZM166 136V135H165ZM244 136V135H243ZM246 136V137H247ZM15 137V138H16ZM58 137V136H57ZM68 137V136H67ZM67 137H65V138H67ZM90 137V136H89ZM92 137V136H91ZM90 137V138H91ZM128 137H126V138H128ZM138 137V136H137ZM140 137H142V135H140ZM140 137H138V138H140ZM144 137V136H143ZM150 137V136H149ZM152 137V136H151ZM153 137H155V136H153ZM156 137H157V135H156ZM170 137V136H169ZM251 137H253V136H251ZM256 137V138H255ZM8 138V139H9ZM21 138V137H20ZM19 138V139H20ZM25 138V137H24ZM33 138V137H32ZM55 138H56V136H55ZM63 137H61V139H62ZM84 138V137H83ZM89 138V139H90ZM98 138V137H97ZM123 137L121 136V139H122ZM135 138V137H134ZM167 138H168V136H167ZM167 138H165V139H167ZM262 138V137H261ZM264 138V137H263ZM262 138V139H263ZM4 139H6V137L4 138ZM18 139V138H17ZM30 139V138H29ZM58 139H60V138H58ZM64 139V138H63ZM103 139H104V137H103ZM113 139H114V137H113ZM130 139H132V138H130ZM143 139V138H142ZM145 139V138H144ZM146 139H148V137L146 138ZM151 139H153V138H151ZM155 139V138H154ZM3 140V139H2ZM44 141H48V140H45V139H43ZM83 140V139H82ZM92 140V139H91ZM125 140V139H124ZM133 141H134V139H132ZM132 140H129V141H132ZM136 140V139H135ZM138 140V139H137ZM163 140V139H162ZM161 140V141H162ZM176 140V139H175ZM9 141V140H8ZM11 141H13V140H11ZM15 141V140H14ZM22 141H24V139L22 140ZM26 141V140H25ZM63 141V140H62ZM93 141H94V139H93ZM106 141V140H105ZM128 141V142H129ZM139 141V140H138ZM145 141V140H144ZM154 141V140H153ZM160 141V140H159ZM164 141H166V140H163L162 141V143L164 142ZM172 141H174V140H172ZM186 141V140H185ZM184 141V142H185ZM227 141H233L231 144L233 145L234 144V142L236 141V146H232L231 144H230V142L229 143H227ZM2 142V141H1ZM0 142V143H1ZM10 142V141H9ZM16 142V141H15ZM21 142V141H20ZM33 142V141H32ZM59 142V140L57 141V144H59L58 143ZM83 142V141H82ZM91 142V141H90ZM158 142V141H157ZM171 142V141H170ZM175 142V141H174ZM173 142V143H174ZM183 142V143H184ZM223 142H225V144L227 145V144H230L231 145V147L230 146H224V145H222L221 143H223ZM244 142V143H245ZM260 142V141H259ZM261 142H263V141H261ZM13 143V142H12ZM35 143V142H34ZM47 143V142H46ZM67 143V142H66ZM99 143H101V142H99ZM121 143V142H120ZM135 143V142H134ZM175 143H177V140H176V142ZM185 143V144H186ZM248 143V142H247ZM2 144H3V142H2ZM15 144V143H14ZM21 144V143H20ZM27 144V143H26ZM55 144V143H54ZM64 144H65V141H64ZM86 144V143H85ZM90 144V143H89ZM88 144V145H89ZM112 144V143H111ZM128 144V143H127ZM138 144V143H137ZM145 144H146V142H145ZM149 144V143H148ZM151 144V143H150ZM164 144H165V142H164ZM193 144H192V146H193ZM224 144V143H223ZM261 144V143H260ZM264 144V143H263ZM7 145V144H6ZM16 145H18V144H16ZM15 145V146H16ZM42 145V144H41ZM46 145V144H45ZM56 145V144H55ZM55 145H54V148H56L55 147ZM62 145V144H61ZM68 145H70V144H68ZM93 145V144H92ZM113 145V144H112ZM116 145V144H115ZM132 145V144H131ZM139 145V144H138ZM154 145V144H153ZM158 145V144H157ZM162 145V144H161ZM166 145V144H165ZM164 145V146H165ZM172 145V144H171ZM170 145V146H171ZM174 145V144H173ZM180 145V144H179ZM184 145V144H183ZM239 145V146H238ZM245 145V144H244ZM248 145H246V146H248ZM10 146H12V145H10ZM9 146V151H11V147ZM33 146H35V144H33ZM39 146V145H38ZM50 146V145H49ZM77 146V145H76ZM85 146V145H84ZM87 146V145H86ZM118 146H119V144H118ZM133 146V145H132ZM137 146V145H136ZM143 146V145H142ZM148 146V145H147ZM187 146H188V144H187ZM186 146V147H187ZM22 147V146H21ZM26 147H28L27 145H26ZM25 147V148H26ZM51 147H53V144H52V146ZM61 147L62 146H60L59 148L61 149ZM70 147V146H69ZM68 147V148H69ZM72 147H73V145H72ZM88 147V146H87ZM90 147H92V146H90ZM95 147V146H94ZM114 147V146H113ZM137 147H139V146H137ZM145 147V146H144ZM143 147V148H144ZM151 147H152V144H151ZM166 147V146H165ZM167 147H169V145H167ZM173 147V146H172ZM184 147V146H183ZM185 147V148H186ZM262 147H264V145L262 146ZM13 148V147H12ZM29 148V147H28ZM32 148V147H31ZM64 148V147H63ZM65 148H67L66 146H65ZM67 148V149H68ZM71 148V147H70ZM85 148V147H84ZM107 148V147H106ZM125 148V147H124ZM123 148V149H124ZM140 148H141V146H140ZM171 148V147H170ZM181 149V150H183L182 148H181V145H180V147L178 146V149ZM6 149V148H5ZM8 149V148H7ZM23 149V148H22ZM33 149V148H32ZM42 149V148H41ZM48 149V148H47ZM59 149V150H60ZM122 149V150H123ZM149 149H151L152 150V148H150L149 147ZM176 149V148H175ZM261 149V148H260ZM263 149V148H262ZM15 150H17V149H15ZM25 150H28V149H25ZM30 150V149H29ZM40 150V149H39ZM53 150H55V149H53ZM56 150H58V148L56 149ZM66 150V149H65ZM64 150V151H65ZM107 150V149H106ZM140 150V149H139ZM145 150V149H144ZM154 150V149H153ZM156 150H157V148H156ZM173 150H174V147H173ZM177 150V149H176ZM186 150V149H185ZM186 150V151H187ZM6 151V150H5ZM82 151V150H81ZM85 151V150H84ZM104 151V150H103ZM124 152H125V150H123ZM143 151V150H142ZM150 151V150H149ZM158 151H160V149L158 150ZM165 151H167V148L165 149ZM172 151V150H171ZM261 151V150H260ZM4 152V151H3ZM7 152V151H6ZM12 152V151H11ZM10 152V153H11ZM27 151H25L24 153H26ZM33 152H34V150H33ZM37 152V151H36ZM47 152V151H46ZM57 152V151H56ZM61 152V151H60ZM72 152V151H71ZM98 152V151H97ZM136 152V151H135ZM140 152V151H139ZM138 152V153H139ZM162 152V151H161ZM160 152V153H161ZM177 152V151H176ZM175 152V153H176ZM263 152V151H262ZM261 152V153H262ZM0 153H1V151H0ZM58 153V152H57ZM82 153V152H81ZM106 153H107V151H106ZM111 153V152H110ZM141 153V152H140ZM148 153V152H147ZM169 153V152H168ZM254 153V154H253ZM18 154H19V152H18ZM27 154V153H26ZM33 154V153H32ZM37 154V153H36ZM63 154V153H62ZM105 154V153H104ZM141 154H143V153H141ZM172 154V153H171ZM170 154V155H171ZM260 154V153H259ZM8 155H9V152H8ZM8 155H7V157H8ZM67 155V154H66ZM95 155V154H94ZM134 155V154H133ZM145 155V154H144ZM183 155V154H182ZM233 155V156H234ZM0 156H2L1 154H0ZM3 156H4V154H3ZM62 156V155H61ZM68 156V155H67ZM91 156H92V154H91ZM196 156V155H195ZM252 156V157H253ZM257 156V155H256ZM5 157V156H4ZM10 157V156H9ZM15 157V156H14ZM98 157V156H97ZM162 157V156H161ZM193 157V156H192ZM244 157V156H243ZM1 158V157H0ZM25 157H23V159H24ZM88 158V157H87ZM132 158V157H131ZM174 158H176V155H175V157ZM202 158H204V157H202ZM211 158V157H210ZM219 158V157H218ZM222 158V157H221ZM227 158H229V157H227ZM232 158V157H231ZM235 158V157H234ZM255 158V157H254ZM257 158H258V156H257ZM256 158V159H257ZM262 158V157H261ZM8 159V158H7ZM17 159V158H16ZM22 159V160H23ZM26 159V158H25ZM109 159V158H108ZM162 159V158H161ZM177 159V158H176ZM214 159V158H213ZM212 159V160H213ZM216 159V158H215ZM226 159V158H225ZM237 159V158H236ZM240 159V158H239ZM259 159V158H258ZM3 160H6V159H3ZM10 160H13V159H10ZM104 160V159H103ZM219 160H221L220 158H219ZM241 160V159H240ZM255 160V159H254ZM19 161V160H18ZM151 161V160H150ZM206 161V160H205ZM214 161V160H213ZM229 161V160H228ZM227 161V162H228ZM231 161V160H230ZM229 161V162H230ZM238 161V160H237ZM249 161V160H248ZM257 161H259V160H257ZM10 162V161H9ZM12 162V161H11ZM101 162V161H100ZM135 162V161H134ZM133 162V163H134ZM158 162V161H157ZM204 162V161H203ZM220 162V161H219ZM240 162V161H239ZM7 163H8V161H7ZM14 163H16V162H14ZM136 163V162H135ZM139 163V162H138ZM154 163H156V162H154ZM161 163V162H160ZM168 163V162H167ZM195 162H193V164H194ZM205 163V162H204ZM203 163V164H204ZM232 163V162H231ZM242 163V162H241ZM255 163H256V161H255ZM1 164V163H0ZM6 163H4L3 165H5ZM107 164V163H106ZM142 164V163H141ZM171 164V163H170ZM181 164V163H180ZM223 164H225V163H223ZM222 164V165H223ZM226 164H228V163H226ZM7 165V164H6ZM6 165L4 166V168L6 167ZM8 165H10V164H8ZM100 165V164H99ZM161 165V164H160ZM167 164H165V166H166ZM179 165V164H178ZM213 165V164H212ZM218 165V164H217ZM241 165V164H240ZM1 166H2V164H1ZM1 166H0V168H1ZM12 166V165H11ZM108 166V165H107ZM119 166H120V163H119ZM122 166V165H121ZM134 166H135V164H134ZM147 166H149V165H147ZM155 166V165H154ZM158 166V165H157ZM186 166V165H185ZM7 167H9V166H7ZM91 167V166H90ZM100 167V166H99ZM104 167V166H103ZM146 167V166H145ZM150 167V166H149ZM181 167H183V166H181ZM209 167V166H208ZM221 167V166H220ZM260 167H262V166H260ZM119 168V167H118ZM129 168V167H128ZM140 168V167H139ZM201 168V167H200ZM214 168H216V167H214ZM42 169V168H41ZM63 169V168H62ZM61 169V170H62ZM92 169V168H91ZM94 169V168H93ZM124 169V168H123ZM133 169V168H132ZM131 169V170H132ZM138 169V168H137ZM144 169V168H143ZM157 169V168H156ZM161 169V168H160ZM165 169V168H164ZM206 169V168H205ZM210 169V168H209ZM259 169V168H258ZM37 170V169H36ZM43 170H44V167H43ZM50 170V169H49ZM53 170V169H52ZM56 170V169H55ZM59 170V169H58ZM129 170V169H128ZM135 170V169H134ZM141 170V169H140ZM191 170V169H190ZM196 170V169H195ZM194 170V171H195ZM45 171V170H44ZM46 171H47V169H46ZM64 171V170H63ZM68 171V170H67ZM66 171V172H67ZM151 171V170H150ZM172 171V170H171ZM174 171V170H173ZM193 171V172H194ZM9 172V171H8ZM7 172V173H8ZM50 172H52V171H50ZM60 172V171H59ZM135 172V171H134ZM141 172V171H140ZM202 172V171H201ZM205 172V171H204ZM215 172V171H214ZM236 172H238V171H236ZM261 172H262V170H261ZM29 173V172H28ZM42 173V172H41ZM45 173V172H44ZM222 173V172H221ZM226 173V172H225ZM6 174V173H5ZM12 174V173H11ZM38 174V173H37ZM53 174V173H52ZM152 174V173H151ZM18 175V174H17ZM26 175V174H25ZM24 175V176H25ZM44 175V174H43ZM48 175V174H47ZM56 175V174H55ZM54 175V176H55ZM58 175H61V173L60 174H58ZM216 175V174H215ZM227 175H229V174H227ZM20 176V175H19ZM49 176V175H48ZM218 176V175H217ZM221 176H225V175H220V176H218V178L219 177H221ZM236 176V175H235ZM240 176V175H239ZM238 176V177H239ZM22 177V176H21ZM26 177H27V175H26ZM38 177V180H39V176H37ZM253 177V176H252ZM258 177V176H257ZM16 178H19V177H16ZM31 178L33 179L34 177H33V175L31 176ZM48 178V177H47ZM50 178L51 179H53L51 176H50ZM224 178V177H223ZM229 178V177H228ZM13 179V178H12ZM20 179V178H19ZM25 179V178H24ZM23 179V180H24ZM36 179V178H35ZM49 179V178H48ZM221 179V178H220ZM229 179H231V178H229ZM235 179V178H234ZM257 179V178H256ZM59 180V179H58ZM68 180V179H67ZM225 179H223V181H224ZM24 181H26V180H24ZM47 181V180H46ZM49 181V183L51 182L50 180H48ZM55 181V180H54ZM54 181H53V183H54ZM69 181V180H68ZM229 181V180H228ZM233 182H234V180H232ZM237 181V180H236ZM32 182H34V180H32ZM61 182H62V180H61ZM248 182V181H247ZM36 182H34V184H35ZM38 183H39V181H38ZM63 183V182H62ZM198 183H200V182H198ZM226 183V182H225ZM241 183V182H240ZM244 183V182H243ZM22 184H23V182H22ZM25 185H26V183H24ZM29 184V183H28ZM32 184V183H31ZM40 184H42V183H40ZM40 184H38V185H40ZM47 184H48V182H47ZM233 184H235V183H233ZM245 184H246V182H245ZM245 184H242V185H244V187H247L248 188V186H246ZM16 185H18V183L16 184ZM30 185V184H29ZM37 185V184H36ZM36 185H34L35 186V188H36ZM43 185V184H42ZM42 185H40L39 187H41ZM55 185H56V181H55ZM236 185V184H235ZM259 185V184H258ZM23 186V185H22ZM28 186V185H27ZM32 186V185H31ZM57 186H59V185H57ZM12 187H14V186H12ZM25 187V186H24ZM23 187V188H24ZM29 187V186H28ZM49 187H51V186H49ZM62 187V186H61ZM1 188V187H0ZM22 188V187H21ZM27 188V187H26ZM42 188V187H41ZM40 188V189H41ZM47 188V187H46ZM55 188H58V187H55ZM3 189V188H2ZM32 189V188H31ZM25 190V189H24ZM28 190V189H27ZM33 190V189H32ZM43 190V189H42ZM41 190V191H42ZM15 191V190H14ZM11 192V191H10ZM22 192V191H21ZM20 192V193H21ZM24 193V192H23ZM31 193H32V191H31ZM22 196H24V195H22ZM27 197V196H26ZM28 197H29V195H28ZM27 197V198H28ZM31 197H33V196H31ZM45 197V196H44ZM16 198H17V195H16ZM21 198V197H20ZM30 198V197H29ZM106 198V197H105ZM1 199V198H0ZM46 199V198H45ZM104 199V198H103ZM8 200V199H7ZM19 200V199H18ZM17 200V201H18ZM22 200H23V198H22ZM27 200V199H26ZM33 200V199H32ZM35 200V199H34ZM3 201V200H2ZM12 201H13V199H12ZM17 201H15V202H17ZM44 201V200H43ZM49 201V200H48ZM53 201H55V200H53ZM185 201H186V199H185ZM9 204V203H8ZM7 204V205H8ZM16 204V203H15ZM20 205H21V203H19ZM171 204V203H170ZM179 204V203H178ZM6 205V206H7ZM184 205V204H183ZM187 204H185L184 206H186ZM13 207V206H12ZM189 207V206H188ZM181 208V207H180ZM184 208H186V207H184ZM183 208V209H184ZM15 209V208H14ZM19 209V208H18ZM12 211H13V209H12ZM14 212V211H13ZM16 212H18L19 213V210H17ZM9 217V216H8ZM64 218V217H63ZM63 218H58L57 219V221H52V220H50V218H42V219H39V220H34V221H30L28 218H19V219H16V218H14V220H12V219H8V218H2V219H0V248H1V251L2 252H4V254H7L8 256V258L7 259H9V258H11V260L9 261V260H7L6 258H5V256H0V264H32L33 262H31V261H26V262H19V263H17L16 262V260L14 261V259H13V256H12V253H11V248L13 247V244L16 242V244L18 243H21V242H23V243H25V241H24V239H28L29 237L31 238H33V237H40V236H37V235H39L40 233H42V231L40 230V228H41V226H43V228H41L44 232H45V234L47 233V237L48 236H50V233H49V235H48V231L50 230V232H51V236L53 237V229L55 230V228H56V226H59L60 225V227H61V225H63V222H64V220H63ZM7 219V220H6ZM65 219V218H64ZM66 221V220H65ZM70 221V220H69ZM79 221V220H78ZM90 221V220H89ZM94 221H96V219L94 220ZM76 222V221H75ZM65 223V222H64ZM68 223V222H67ZM67 223H65V224H67ZM64 224V225H65ZM69 224V223H68ZM67 224V225H68ZM64 225L62 226V228H64ZM66 225V226H67ZM69 226V228H70V226H72V225H68ZM40 227V228H39ZM55 227V228H54ZM59 227V228H60ZM58 228V229H59ZM69 228H65V229H69ZM52 229V230H51ZM57 229V228H56ZM64 229V230H65ZM66 231H68V230H66ZM56 232H57V230H56ZM56 232H54V234H58V233H56ZM64 233H65V231H64ZM169 233V232H168ZM43 235H44V233H42ZM65 235V234H64ZM63 235V233H62V235L60 236L61 238H63L62 236H64ZM171 235V234H170ZM65 237V236H64ZM69 237V236H68ZM71 237H73V236H71ZM44 238H45V236H44ZM70 238V237H69ZM34 239V238H33ZM53 239H55V238H53ZM57 239H59V238H57ZM72 239V238H71ZM66 240V239H65ZM68 240H70V239H68ZM73 240V239H72ZM63 242H64V239L62 240ZM61 241V243H63ZM67 242V241H66ZM66 242H64V243H66ZM69 242V241H68ZM67 242V243H68ZM94 243V242H93ZM22 244V243H21ZM110 244V243H109ZM20 245V244H19ZM111 245V244H110ZM106 246V245H105ZM108 246V245H107ZM106 246V247H107ZM68 247V246H67ZM109 247V246H108ZM111 247V246H110ZM76 248V247H75ZM74 248V249H75ZM73 249V248H72ZM1 252V253H2ZM61 255H64V253H61ZM65 257V256H64ZM53 258V257H52ZM63 258V257H62ZM6 259V260H5ZM40 259V258H39ZM38 259V260H39ZM59 259V258H58ZM61 259V258H60ZM60 259L59 260H57V261H60ZM24 259H22V261H23ZM52 260V259H51ZM56 259H54V261H55ZM36 261V260H35ZM44 261V260H43ZM48 261V260H47ZM47 261H45V262H42V263H44V264H59L58 262H48V263H46ZM63 261V260H62ZM67 261V260H66ZM31 262V263H30ZM64 262V261H63ZM35 263V262H34ZM33 263V264H34ZM37 263V262H36ZM35 263V264H36ZM41 263V264H42ZM65 263V262H64ZM38 264H40V262L38 263ZM69 264V263H68Z\"/></svg>",
  "mask_w": 264,
  "mask_h": 264
}]
</instances>
